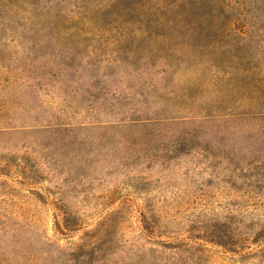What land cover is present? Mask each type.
Segmentation results:
<instances>
[{
  "label": "rangeland",
  "instance_id": "374dc122",
  "mask_svg": "<svg viewBox=\"0 0 264 264\" xmlns=\"http://www.w3.org/2000/svg\"><path fill=\"white\" fill-rule=\"evenodd\" d=\"M0 264H264V0H0Z\"/></svg>",
  "mask_w": 264,
  "mask_h": 264
}]
</instances>
